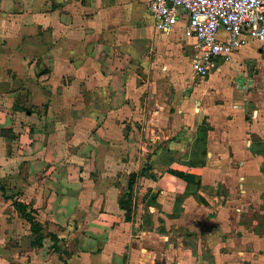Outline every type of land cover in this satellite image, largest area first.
Wrapping results in <instances>:
<instances>
[{
    "label": "crops",
    "instance_id": "1",
    "mask_svg": "<svg viewBox=\"0 0 264 264\" xmlns=\"http://www.w3.org/2000/svg\"><path fill=\"white\" fill-rule=\"evenodd\" d=\"M145 1L0 0V165L66 264H264V48L199 77ZM32 240L0 195V264H63Z\"/></svg>",
    "mask_w": 264,
    "mask_h": 264
},
{
    "label": "built area",
    "instance_id": "2",
    "mask_svg": "<svg viewBox=\"0 0 264 264\" xmlns=\"http://www.w3.org/2000/svg\"><path fill=\"white\" fill-rule=\"evenodd\" d=\"M154 29L172 32L183 12L182 33L192 40L191 69L199 77L228 63L232 51L254 40L264 48V0H146Z\"/></svg>",
    "mask_w": 264,
    "mask_h": 264
},
{
    "label": "trees",
    "instance_id": "3",
    "mask_svg": "<svg viewBox=\"0 0 264 264\" xmlns=\"http://www.w3.org/2000/svg\"><path fill=\"white\" fill-rule=\"evenodd\" d=\"M142 171L139 172V174ZM182 176V174H179ZM135 178V173H130L127 187L122 197L119 200V206L123 211V216L125 220H129L130 209H131V196H132V186ZM1 193L4 192V186L0 185ZM5 200H10L13 208L20 214L21 218L29 225V230L32 235L33 240L31 241V246L33 247H41L43 239L45 237H49L53 244L51 246L52 250L58 253L60 260L63 261V264H66L62 259V255L67 256V251L65 249H61L57 246V237L53 233H44L42 224L39 222L37 218V212L33 209L29 204L24 203L23 201H18L17 199L11 200L10 197L5 196Z\"/></svg>",
    "mask_w": 264,
    "mask_h": 264
},
{
    "label": "rangeland",
    "instance_id": "4",
    "mask_svg": "<svg viewBox=\"0 0 264 264\" xmlns=\"http://www.w3.org/2000/svg\"><path fill=\"white\" fill-rule=\"evenodd\" d=\"M145 7H146V1H145ZM147 11V10H146ZM146 22V21H145ZM142 41V45L146 46L148 44L147 40L145 38L141 39ZM127 44L128 45H135L137 41V39H135L134 37H128L126 39ZM12 151L11 149H9L8 152ZM18 166L14 165L12 170H7L6 167H3L0 165V185L4 186V192L1 193L0 191V195L1 197L5 200V196L10 197L11 200L13 199H17L18 201H22L20 200L21 195H22V180H20V178L17 176L19 174L18 172ZM17 170V171H15ZM9 175V176H7ZM16 175V176H15ZM10 201V200H9ZM11 204V202H10ZM12 206V205H11ZM27 224V223H26ZM51 244L49 245V247H47L48 249L51 248ZM59 248H61V245H57ZM63 249V248H61ZM33 254L34 250H32ZM36 256V255H35ZM55 264V263H54Z\"/></svg>",
    "mask_w": 264,
    "mask_h": 264
}]
</instances>
